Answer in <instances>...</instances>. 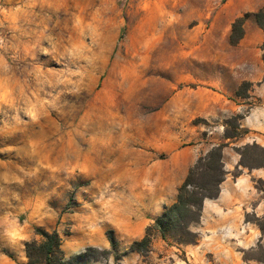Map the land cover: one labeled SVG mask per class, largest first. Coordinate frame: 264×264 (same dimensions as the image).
<instances>
[{
  "label": "rangeland",
  "instance_id": "obj_1",
  "mask_svg": "<svg viewBox=\"0 0 264 264\" xmlns=\"http://www.w3.org/2000/svg\"><path fill=\"white\" fill-rule=\"evenodd\" d=\"M260 10L264 0H0V264H26L37 227L57 229L67 257L93 254L71 264H198L181 249L194 221L153 229L148 251L131 244L155 221L151 196L178 188L211 147L226 142L244 169L264 163Z\"/></svg>",
  "mask_w": 264,
  "mask_h": 264
},
{
  "label": "crops",
  "instance_id": "obj_2",
  "mask_svg": "<svg viewBox=\"0 0 264 264\" xmlns=\"http://www.w3.org/2000/svg\"><path fill=\"white\" fill-rule=\"evenodd\" d=\"M223 159L226 174L219 193L203 200L198 220L190 224L197 234L196 241L181 249L187 260L198 264H264V259L256 255L259 249L264 250V227L260 224L264 220V189L256 185L257 179L264 182V165L244 169L240 156L227 149L223 150ZM235 168L241 170L237 175L230 173ZM176 198L177 187L165 195L151 196V220ZM147 224L149 219L142 220L139 236Z\"/></svg>",
  "mask_w": 264,
  "mask_h": 264
},
{
  "label": "trees",
  "instance_id": "obj_3",
  "mask_svg": "<svg viewBox=\"0 0 264 264\" xmlns=\"http://www.w3.org/2000/svg\"><path fill=\"white\" fill-rule=\"evenodd\" d=\"M247 15L248 13L237 17L233 22L229 35L231 43H238L244 36V21ZM255 18L258 25L264 28V10L256 12ZM236 136L237 134L225 133L226 138ZM226 145V142L217 144L197 159L194 165L189 168L183 183L178 186L176 201L165 206L164 211L155 219L154 223L146 227V234L141 239L132 242V250L148 251L153 229L158 230L162 237H165L171 227L183 228L190 222L198 220L203 200L206 197H216L219 193L224 177L222 176L224 170L223 148ZM263 165L264 163L261 164V166ZM194 211L197 212L196 217L190 218L187 222V217ZM35 234L38 238L25 242L26 264H71L84 256L93 255L86 251L67 257L61 247L62 238L57 229L37 227ZM110 240L114 245L113 236L110 237Z\"/></svg>",
  "mask_w": 264,
  "mask_h": 264
}]
</instances>
